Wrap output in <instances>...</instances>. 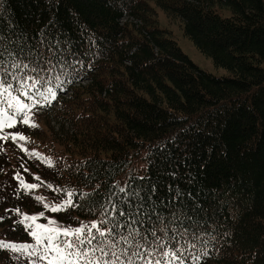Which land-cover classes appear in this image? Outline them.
I'll use <instances>...</instances> for the list:
<instances>
[{
	"label": "trees",
	"instance_id": "1",
	"mask_svg": "<svg viewBox=\"0 0 264 264\" xmlns=\"http://www.w3.org/2000/svg\"><path fill=\"white\" fill-rule=\"evenodd\" d=\"M160 13L179 20L197 49L231 75L200 70ZM0 17L33 36L51 18L70 29L68 48L92 65L46 108L48 140L20 151L17 166L0 162V178L15 167L23 182L40 185L21 187L17 202L0 207V229H10L0 242L34 244L19 223L25 214L91 222L107 185L154 176L165 152L177 180L191 176L213 209L212 237L195 249L200 264H264V0H2ZM67 191L79 196L74 208H43ZM0 264L27 259L0 248Z\"/></svg>",
	"mask_w": 264,
	"mask_h": 264
},
{
	"label": "snow or ice",
	"instance_id": "2",
	"mask_svg": "<svg viewBox=\"0 0 264 264\" xmlns=\"http://www.w3.org/2000/svg\"><path fill=\"white\" fill-rule=\"evenodd\" d=\"M48 23L50 28L36 36L26 34L15 20L0 23V132L19 124L36 128L34 109L52 107L59 94L68 91L64 83H72L81 68L87 71L92 66L90 61L84 63L85 53L68 48L65 32L70 29L57 27L51 18ZM9 137L14 143L26 139L15 131L0 135V140ZM20 150L28 152L22 144ZM32 156L40 159L36 152ZM21 185L26 190L40 186L23 181ZM193 185L191 176L177 180L176 164L162 152L154 176L133 178L124 186L107 185V195L91 222L73 226L47 219L43 211L25 214L19 223L34 244L0 242V248L16 254L18 261L26 257L27 264H187L189 258L200 264L202 256L195 249L198 242L207 245L212 237L213 209ZM64 195L43 208L56 214L74 208L79 196L73 191ZM41 219L47 223H38Z\"/></svg>",
	"mask_w": 264,
	"mask_h": 264
},
{
	"label": "rangeland",
	"instance_id": "3",
	"mask_svg": "<svg viewBox=\"0 0 264 264\" xmlns=\"http://www.w3.org/2000/svg\"><path fill=\"white\" fill-rule=\"evenodd\" d=\"M1 2V0H0ZM159 20L161 22V26L169 29L171 31V38L175 40L183 52L193 61V63L202 71L210 73L216 77H229L231 72L225 68L217 67L214 64L212 58L208 57L207 55L201 53L194 43L184 35L182 30L181 24L179 20L176 19H168L163 13L159 14ZM30 116L33 114L30 113ZM49 115L45 111H41L36 113L33 116V121L40 129L37 131V128H29L26 126V130L23 128L24 125H18L17 128L7 129L6 131L10 133L19 131L25 134L26 139L25 141H17L13 142L10 139L0 140V162L5 163L10 161V164L13 166L19 165L17 162L19 160V153H20V146L23 145L24 148H37L40 146L41 143L46 142L48 140V134L46 129V124L48 122ZM29 129V132H28ZM36 136L32 135L31 133H35ZM39 134V135H37ZM10 141V142H9ZM8 159V160H7ZM24 178L21 174L17 172V168L13 167L10 170L6 171L5 174L0 178V207L6 208L9 206L10 202L14 201L17 202L19 198V194L16 192L20 191L22 185L21 181ZM27 182H30L27 181ZM25 183V182H24ZM8 198V200L6 199ZM30 199L27 198L24 201ZM3 214L1 212L0 216ZM10 236V229H0V241H8Z\"/></svg>",
	"mask_w": 264,
	"mask_h": 264
}]
</instances>
